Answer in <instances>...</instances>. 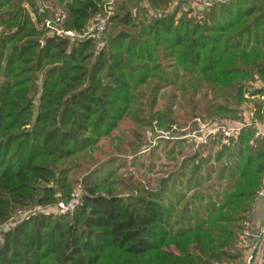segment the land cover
<instances>
[{"label": "trees", "instance_id": "16d2710c", "mask_svg": "<svg viewBox=\"0 0 264 264\" xmlns=\"http://www.w3.org/2000/svg\"><path fill=\"white\" fill-rule=\"evenodd\" d=\"M23 1L0 0V264H247L239 242L262 199L264 137L251 144L254 131L244 130L206 157L163 140L151 153L175 165L156 191L132 175L119 189L97 181L89 149L127 116L143 128L138 138L155 118L184 126L197 114L239 117L246 85L264 79V0L200 11L175 0H113L102 40L51 35L41 27L50 14L34 19ZM58 1L66 28L82 31L111 0ZM189 76L190 116L134 114L144 87L153 106ZM79 185L74 211H51Z\"/></svg>", "mask_w": 264, "mask_h": 264}, {"label": "built area", "instance_id": "2783aa9c", "mask_svg": "<svg viewBox=\"0 0 264 264\" xmlns=\"http://www.w3.org/2000/svg\"><path fill=\"white\" fill-rule=\"evenodd\" d=\"M215 1L225 0H175L174 3H181V8L186 10L192 8L195 11H200V9L212 6ZM112 2L113 0L106 3L82 31L66 28L69 15L64 9L53 10L50 16L41 24V27L48 29L51 34L67 36L72 40H81L87 37L102 39L108 29L110 17L113 13ZM150 14L153 16L155 11H151ZM244 96L246 100L242 105L239 117L234 119H211L198 115L187 125L182 126L178 123H172L166 127L156 121L147 132V142L142 151L151 150L163 140L182 141L193 146L194 149H197L200 145H212L214 141H217L216 143L220 147L231 146L238 141L242 131L247 129L254 131V136L250 141L251 144H254L257 138L264 137V79L256 76L254 80L246 85ZM80 188L81 186L73 191L69 200L60 199L51 211L57 214L74 211L81 201L82 190ZM258 194L260 198H264V176ZM22 215L23 212H19L15 218ZM239 246L246 255L247 264H264V216L258 230H254L251 220L244 222Z\"/></svg>", "mask_w": 264, "mask_h": 264}, {"label": "rangeland", "instance_id": "374dc122", "mask_svg": "<svg viewBox=\"0 0 264 264\" xmlns=\"http://www.w3.org/2000/svg\"><path fill=\"white\" fill-rule=\"evenodd\" d=\"M33 1L35 3L34 6L32 5L33 3L30 0H24L22 2V6L30 11L34 19H36L38 15L45 11H47L48 14H51L53 10H56V7L60 6L63 8V6H65L64 3L61 4L58 0ZM107 30H109V26ZM105 37L106 32L103 35L102 39H104ZM190 78L191 76L187 77L186 82L188 84L184 88L177 87L175 88V91H173L172 88L163 90L158 101L153 106L150 102V90L149 88L144 87L143 91L145 92V94H143L142 91V95L140 96V101L143 102V104L139 105L143 112L142 110L139 113L136 111L134 114L146 118L156 111L169 110V112L174 115L178 114L182 116H190V114H192V111L191 106L188 104V101L191 100V96L194 93V87L191 85V83H189L191 81ZM37 84L40 89L42 84L41 76L37 80ZM205 92L206 89L204 86H197L195 90V99H201ZM210 94L209 96H211ZM38 99L39 96L36 97L37 103ZM138 103L139 102H137V105ZM197 112L201 111L198 110ZM198 115L202 116V114H197L194 117ZM156 121L160 123L159 119L155 118L153 124ZM151 127L146 130L142 138H138V136H136V131L140 129L142 133L143 128L135 122L133 116H127V118L121 123V125L111 136L102 139L99 144L89 149L90 155L92 156L93 160L91 162L93 164V167H91V169H96L99 167L96 176H94L93 178L99 182H102L101 180L104 177H107V180L109 182H113V185L117 187V189H119L122 187V178L132 175V181L135 184H143L146 189L150 191L158 190L159 184L161 182V177L168 176V174L172 171V167L173 165H175V162L174 159H171L172 157L167 155L164 151H161L159 156L157 157L152 155L151 150L147 152L142 151L143 146L147 142V132ZM161 142H159L158 144H160ZM216 142L217 141H214V144L212 145H200L197 149H194L193 146L187 145L185 142L182 143L184 144V146L190 147L189 149H191L194 153H197V151H199L202 157H206L209 153L214 155L217 151L223 148L217 145ZM189 149L187 150L190 151ZM185 156H187V154L181 157V160ZM215 165L217 166L218 164L216 163ZM79 186H81L80 189L83 191V186ZM79 186H77L76 189L79 188ZM222 188L223 186H221L220 189ZM18 218L20 219L21 216L17 217L16 219Z\"/></svg>", "mask_w": 264, "mask_h": 264}, {"label": "crops", "instance_id": "0c3cea01", "mask_svg": "<svg viewBox=\"0 0 264 264\" xmlns=\"http://www.w3.org/2000/svg\"><path fill=\"white\" fill-rule=\"evenodd\" d=\"M263 216H264V198L259 199L254 208V215L252 220L254 230L259 229Z\"/></svg>", "mask_w": 264, "mask_h": 264}]
</instances>
